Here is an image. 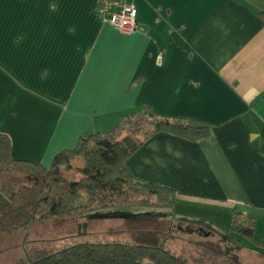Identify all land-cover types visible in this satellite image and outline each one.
I'll list each match as a JSON object with an SVG mask.
<instances>
[{
	"label": "crops",
	"instance_id": "crops-1",
	"mask_svg": "<svg viewBox=\"0 0 264 264\" xmlns=\"http://www.w3.org/2000/svg\"><path fill=\"white\" fill-rule=\"evenodd\" d=\"M97 1L0 0V132L12 156L50 167L144 108L205 124L200 140L156 134L127 168L177 192L170 212L187 233L264 250V0H125L138 10L131 34L104 22ZM234 208L256 218L262 245L232 234Z\"/></svg>",
	"mask_w": 264,
	"mask_h": 264
},
{
	"label": "trees",
	"instance_id": "trees-1",
	"mask_svg": "<svg viewBox=\"0 0 264 264\" xmlns=\"http://www.w3.org/2000/svg\"><path fill=\"white\" fill-rule=\"evenodd\" d=\"M259 15L264 20V10ZM159 133L200 140L208 137L211 130L205 124L184 119H163L150 108H144L126 114L109 131L81 137L75 148L57 154L50 167L15 159L10 136L0 132V234L24 231L40 222L94 217L96 211L108 208H172L178 201L175 190L136 181L126 165L147 140ZM77 159L83 163L81 168L73 165ZM74 169L81 178L68 177ZM163 214L156 222L165 221L162 229H130L127 240L90 237L78 243H33L26 248L25 255L10 261L11 264H242L232 254L192 239L187 240L185 247L176 248L174 242L179 238L174 232L178 226L169 219L174 215ZM255 223L254 216L239 208L232 210V234L260 246L254 241ZM120 232L117 235L123 231Z\"/></svg>",
	"mask_w": 264,
	"mask_h": 264
},
{
	"label": "rangeland",
	"instance_id": "rangeland-1",
	"mask_svg": "<svg viewBox=\"0 0 264 264\" xmlns=\"http://www.w3.org/2000/svg\"><path fill=\"white\" fill-rule=\"evenodd\" d=\"M81 162V161H80ZM81 164H83L81 162ZM76 168L78 164L74 165ZM70 179L81 178L79 171L74 169L68 174ZM172 208H156L148 206L115 207L96 211L92 214L94 217H70L61 220L40 222L32 225L29 229L12 234H0V264H7L15 256L26 254V248L33 243L39 244H57L78 243L84 241V238L97 237L101 240H127L129 239L130 229L139 228H159L165 224L164 220L158 224L157 219L163 217V213L168 216ZM102 213V214H101ZM170 217V216H168ZM173 222L178 225L174 235L179 238L174 242L176 248L181 249L186 246L187 240H194L206 244L207 247L227 252V249L234 248L233 253L242 264H264V250H252L245 245L241 247L234 243L237 241L231 234L226 235L223 232L220 236H205L204 234L189 232L181 225L182 217L177 216ZM189 223V222H188ZM180 225V226H179ZM165 228V227H164ZM259 229L264 230V221L260 222ZM186 232H183L185 231ZM122 234L117 235L118 233ZM203 235V236H202ZM242 240V239H241ZM244 241V240H242ZM46 242V243H45ZM231 246V247H230ZM236 255V256H235ZM10 261L8 264H11Z\"/></svg>",
	"mask_w": 264,
	"mask_h": 264
},
{
	"label": "built area",
	"instance_id": "built-area-1",
	"mask_svg": "<svg viewBox=\"0 0 264 264\" xmlns=\"http://www.w3.org/2000/svg\"><path fill=\"white\" fill-rule=\"evenodd\" d=\"M97 13L101 19L110 23L118 31L131 34L139 29L138 10L125 0H98Z\"/></svg>",
	"mask_w": 264,
	"mask_h": 264
}]
</instances>
